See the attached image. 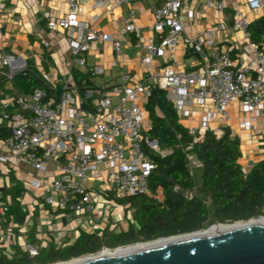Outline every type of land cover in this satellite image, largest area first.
Masks as SVG:
<instances>
[{
  "label": "built area",
  "instance_id": "built-area-1",
  "mask_svg": "<svg viewBox=\"0 0 264 264\" xmlns=\"http://www.w3.org/2000/svg\"><path fill=\"white\" fill-rule=\"evenodd\" d=\"M141 1L150 2L148 11L153 18L146 29L140 25ZM205 1L206 9L216 10L221 20L190 35L183 24L187 0H95L88 16L80 12L76 0H67L68 14L47 24L49 32H63L70 55L69 72L56 73L54 78L28 69L21 58L1 53V64L7 69L0 68V82L15 83L17 75L36 73L52 91L26 93L15 88L12 96L0 102L1 119L9 132L3 141L8 151L0 154V164H13L18 172L15 165L21 161L43 176L30 173L19 178L22 189L33 192L35 203L42 201L50 208L78 215L84 210L95 212L102 198L123 202L150 195L148 179L155 163L148 150H160L146 136L152 124L145 106L155 89L166 93L180 122L199 114V126L188 129L197 141L207 132L223 137L232 121L230 109L237 106L239 128L264 145V34L260 42H253L244 11L238 10L229 26L223 20L224 1ZM242 6L255 13L263 2L242 0ZM4 7L0 0V9ZM120 8H125L124 17L116 15ZM206 17L205 10L187 11L191 25ZM105 21L120 22L121 28L106 32L101 26ZM42 45L51 48L47 40ZM128 46L135 49L143 77L123 68ZM180 46L204 57L206 65L188 70L155 66L157 60H174ZM89 56L94 58L92 63ZM105 58L120 70L114 83L104 79ZM76 70H82L80 82ZM8 211L0 204L1 219L7 218ZM87 229L95 233L99 227L93 223ZM4 237L14 235L0 229V239ZM117 249L103 248L85 257ZM24 251L34 260L41 250L27 244Z\"/></svg>",
  "mask_w": 264,
  "mask_h": 264
},
{
  "label": "crops",
  "instance_id": "crops-1",
  "mask_svg": "<svg viewBox=\"0 0 264 264\" xmlns=\"http://www.w3.org/2000/svg\"><path fill=\"white\" fill-rule=\"evenodd\" d=\"M78 9L86 16L89 15L91 6L95 0H76ZM225 12L223 20L230 26L234 22L237 11H244L249 23L264 19L263 7L255 13L246 10L242 6V0H223ZM5 7L0 9V56L4 52L6 55L16 59H23L28 69L37 72H44L51 78L56 73L65 75L69 72L67 65L70 59L68 47L63 32L51 33L47 29V24L52 18L64 17L69 12L67 0H2ZM144 8V12L139 14L140 25L145 28L153 23L151 13L148 11L150 2L141 1L138 3ZM205 0H187L183 10L184 26L187 33L194 35L197 32L215 26L221 20L220 14L213 9H206ZM205 10L207 17L200 19L195 24L188 23V10ZM116 15L125 16V8L116 10ZM119 23H109L105 21L101 26L106 32H116L120 29ZM42 40H47L51 44L50 49H45ZM128 58L125 60L124 69L131 71L137 77H143L144 72L140 65V60L135 56V49L128 46L125 48ZM174 60H157V68L171 66L176 70L198 69L206 65L205 58L187 52L183 47H179L174 54ZM88 61L92 63L94 58L89 56ZM107 62L105 81L116 82L120 70L113 69ZM0 68H5L1 64ZM7 69V68H5ZM79 76L82 70L75 71ZM75 75V74H74ZM80 82L81 77H76ZM15 83L4 81L0 83V99L12 96ZM232 121L230 129L237 133L241 141L243 154L242 165L244 169L251 170L258 162L264 160V145L256 140H252L250 134L239 128V116L237 106L230 109ZM199 114L194 119H182L181 123L187 129L199 126ZM7 128V124L1 119L0 129ZM8 129V128H7ZM0 139V154L7 153V147ZM197 160V158H196ZM198 162V160H197ZM199 164V162H198ZM13 164L5 166L0 164V204L8 208L7 218L1 219L0 229L5 232L11 231L14 238L4 237L0 239V258L12 260L17 256L27 255L24 248L27 244L33 245L40 253L50 251L52 248L61 250L74 244L81 234L92 235L90 225L96 223L99 230L95 233L118 232L128 230L129 223L134 224V211L129 210L128 204L117 202L111 198L99 200V209L95 212L82 211L78 215L71 212L59 211L46 206L42 201L35 203L33 192L24 191L19 181L20 175L32 174L33 177L43 178L42 175L33 171L23 162L19 161L15 165L20 171L13 169ZM201 167V165H200ZM89 185H92L91 183ZM201 185V184H200ZM200 185L198 187H200Z\"/></svg>",
  "mask_w": 264,
  "mask_h": 264
},
{
  "label": "trees",
  "instance_id": "trees-1",
  "mask_svg": "<svg viewBox=\"0 0 264 264\" xmlns=\"http://www.w3.org/2000/svg\"><path fill=\"white\" fill-rule=\"evenodd\" d=\"M249 31L252 41L260 42L264 19L251 23ZM14 82L26 93L37 89L52 93L36 73L17 75ZM145 109L152 124V131L146 136L149 141L157 142L160 152L148 150L155 163L148 179L150 195L123 201L134 211L135 223H129L127 232H105L102 237L84 233L73 245L61 250L52 248L34 260L26 256L13 260L0 258V264L69 262L96 254L103 248L117 249L193 234L214 225H233L264 217V160L244 174L239 137H234L227 128L221 138L207 132L197 141L180 122L179 112L160 89L153 91ZM8 136V129L1 128L0 139L5 141ZM188 150L202 169V181L196 194H193L195 185Z\"/></svg>",
  "mask_w": 264,
  "mask_h": 264
},
{
  "label": "water",
  "instance_id": "water-1",
  "mask_svg": "<svg viewBox=\"0 0 264 264\" xmlns=\"http://www.w3.org/2000/svg\"><path fill=\"white\" fill-rule=\"evenodd\" d=\"M75 264H264V224Z\"/></svg>",
  "mask_w": 264,
  "mask_h": 264
},
{
  "label": "bare ground",
  "instance_id": "bare-ground-1",
  "mask_svg": "<svg viewBox=\"0 0 264 264\" xmlns=\"http://www.w3.org/2000/svg\"><path fill=\"white\" fill-rule=\"evenodd\" d=\"M258 224H264V218L251 220L249 222H240V223H236L233 225H214V226L208 228L207 230L197 232V233H193V234L171 237V238H166V239H160V240L148 242V243H140V244H136V245L125 247V248H120V249H117L115 251H104V252H105L106 256L130 253V252H134V251H138V250H142V249L166 245V244L175 243V242L199 237L202 235H206V234L211 232V229L213 230V232H226V231L237 230V229H241V228H249V227H252V226H255ZM104 252H102L98 256L83 257V258H80V259H77L74 261L64 262V263H59V264H75V263H82V262H86V261H92V260L100 259L103 257Z\"/></svg>",
  "mask_w": 264,
  "mask_h": 264
},
{
  "label": "rangeland",
  "instance_id": "rangeland-1",
  "mask_svg": "<svg viewBox=\"0 0 264 264\" xmlns=\"http://www.w3.org/2000/svg\"><path fill=\"white\" fill-rule=\"evenodd\" d=\"M188 155H189V166H190V168L192 170V173H193V179H194V185H195V191L193 192V194H196V191L198 189V186L201 184V181H202L201 180V172H202V169L200 167V163L198 164V162L196 160V157L193 155V153L191 152V150H188ZM103 202H105V201L102 198V203ZM131 246H133V245H131ZM81 258H83V257H81ZM78 259H80V258H78ZM75 260H77V259H75ZM71 261H74V260H71ZM59 263H62V262H57V263H54V264H59Z\"/></svg>",
  "mask_w": 264,
  "mask_h": 264
},
{
  "label": "flooded vegetation",
  "instance_id": "flooded-vegetation-1",
  "mask_svg": "<svg viewBox=\"0 0 264 264\" xmlns=\"http://www.w3.org/2000/svg\"><path fill=\"white\" fill-rule=\"evenodd\" d=\"M121 232H127V230L126 231H123V230H120V231H118V232H116V231H114L113 233H115V234H120ZM105 232H102V233H93L92 235H97L98 237H102V235L104 234ZM107 233H110V232H107ZM21 257H25V255H21V256H17V257H15V258H13V259H18V258H21ZM28 257V256H27ZM12 259V260H13Z\"/></svg>",
  "mask_w": 264,
  "mask_h": 264
}]
</instances>
